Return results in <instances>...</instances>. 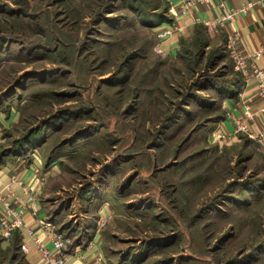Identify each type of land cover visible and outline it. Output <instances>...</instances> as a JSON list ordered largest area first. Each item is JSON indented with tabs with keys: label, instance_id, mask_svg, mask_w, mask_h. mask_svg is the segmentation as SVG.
<instances>
[{
	"label": "rangeland",
	"instance_id": "374dc122",
	"mask_svg": "<svg viewBox=\"0 0 264 264\" xmlns=\"http://www.w3.org/2000/svg\"><path fill=\"white\" fill-rule=\"evenodd\" d=\"M168 8L0 0V160L38 167L54 230L112 264H264V153L213 136L241 76L202 27L160 51ZM10 235L0 264H23Z\"/></svg>",
	"mask_w": 264,
	"mask_h": 264
},
{
	"label": "crops",
	"instance_id": "0c3cea01",
	"mask_svg": "<svg viewBox=\"0 0 264 264\" xmlns=\"http://www.w3.org/2000/svg\"><path fill=\"white\" fill-rule=\"evenodd\" d=\"M228 7H239L247 3H253L248 11L238 14V16L229 23L224 32L217 35H209L211 38L220 37L226 40L225 32L230 30L236 32V47L252 51L264 47V0H222ZM222 9L215 5V2H211L208 5L201 6L196 10L191 17L178 15L174 22V29L164 41L168 45L169 51H172L177 45L180 37L188 34H193L199 27L204 28L201 21H195V18L199 20L207 18L209 16L218 14ZM206 31V30H205ZM207 32V31H206ZM257 65L264 69V50L261 52L260 57L257 60ZM222 106L224 114L219 120L218 129H223L231 137H235L234 134V120L238 118H246L249 124L255 129H264V96H259L254 86L253 79L247 83L242 79L240 86L236 89L234 94L230 92L222 97ZM249 111V114H247ZM11 116V111L9 113ZM7 116L0 112V133L4 127L3 119ZM35 165H29L22 169H11L8 163H1L0 165V192H5V186L10 185L14 188L16 194L21 195V199L24 200L21 188L12 182L10 176L16 174L20 178V182L27 185L32 192L38 197L36 205V217H31L29 213H25V219L34 228V236L41 240L48 248H52L51 233L43 230L38 225V219L48 220L51 216L42 209L41 202L39 200L40 186L43 184V178L40 173L34 170ZM43 181V182H42ZM17 207L18 203H14ZM1 208V205H0ZM100 213L104 214V208L100 209ZM1 230V229H0ZM10 235V233L8 234ZM4 237L0 238V246L7 247L10 245V236L7 237L3 233ZM28 245V251L23 252L20 249L21 258L23 264H43L40 261L39 255L34 249V240L30 237L22 238ZM19 244L21 242V235L18 234ZM63 249L66 253V260L64 264H112L111 261L105 255V251L102 250L100 242V234L96 232L92 237H88L87 240H74L72 243L66 244L63 239Z\"/></svg>",
	"mask_w": 264,
	"mask_h": 264
},
{
	"label": "built area",
	"instance_id": "2783aa9c",
	"mask_svg": "<svg viewBox=\"0 0 264 264\" xmlns=\"http://www.w3.org/2000/svg\"><path fill=\"white\" fill-rule=\"evenodd\" d=\"M168 5L169 20L165 21L166 25L162 26L161 22L157 27V37L160 41L158 48L160 51L168 49V45L164 43L169 34L173 31L178 15L191 17L198 8L208 5L212 1L215 5L220 7L222 11L218 14L209 16L195 21H201L209 35H217L225 31L226 26L231 23L240 13L248 11L253 3H247L239 7H228L222 0H165ZM174 21V22H173ZM225 50L227 51L235 71H237L244 82L253 79L254 86L259 96H264V69L257 65V60L260 57L264 47L247 51L236 47V32H225ZM249 114V111L248 113ZM234 134L244 133L248 138L254 141L259 149L264 153V129L253 128L248 120L238 118L234 120ZM215 138L231 137L223 129H218L217 133L213 135ZM38 172V167H34ZM11 181L21 188L24 200L21 195L16 194L14 188L10 185L5 186V192H0V228L4 234L8 235L10 232L18 231L21 235V242L19 247L23 252L28 251V245L22 238L30 237L34 240V249L39 255L40 261L43 264H64L66 260V253L63 249L62 233L56 232L51 222L44 219H38V225L43 230L51 233L52 248H48L41 240L34 236V228L26 221L24 214L27 212L31 217H36V205L38 197L25 184L20 182L19 176L13 174L10 176ZM14 203H18L15 207Z\"/></svg>",
	"mask_w": 264,
	"mask_h": 264
},
{
	"label": "trees",
	"instance_id": "16d2710c",
	"mask_svg": "<svg viewBox=\"0 0 264 264\" xmlns=\"http://www.w3.org/2000/svg\"><path fill=\"white\" fill-rule=\"evenodd\" d=\"M165 2H166V1H165ZM161 21H163V20H161ZM204 28H205V27H204ZM205 29H206V28H205ZM232 87H233V85L230 87L231 89L229 88V89H227V90H229L228 93L230 92L231 94H234V93L236 92V89H237L238 87H235V86H234V89H232ZM3 161H4V160H0V165H1V163H3ZM16 233H18V231H16ZM18 234H19V233H18ZM18 246H19V242H18ZM19 248H20V247H19Z\"/></svg>",
	"mask_w": 264,
	"mask_h": 264
}]
</instances>
